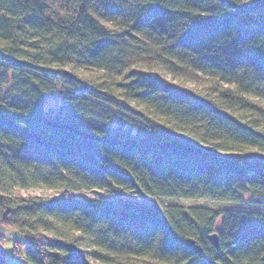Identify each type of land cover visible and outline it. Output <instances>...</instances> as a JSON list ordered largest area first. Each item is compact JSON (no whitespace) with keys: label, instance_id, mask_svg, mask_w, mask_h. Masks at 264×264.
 <instances>
[{"label":"trees","instance_id":"16d2710c","mask_svg":"<svg viewBox=\"0 0 264 264\" xmlns=\"http://www.w3.org/2000/svg\"><path fill=\"white\" fill-rule=\"evenodd\" d=\"M0 224L26 264H264V0H0Z\"/></svg>","mask_w":264,"mask_h":264},{"label":"rangeland","instance_id":"374dc122","mask_svg":"<svg viewBox=\"0 0 264 264\" xmlns=\"http://www.w3.org/2000/svg\"><path fill=\"white\" fill-rule=\"evenodd\" d=\"M64 71H69L70 73L73 74V72L69 69H65ZM74 75V74H73ZM188 87L190 88H194L196 87V84L191 83V82H186L185 83ZM68 91V88H65L64 86L59 85L57 91L52 94L51 96H49L48 98V102H47V106L46 109L48 111L51 110H57L60 106H61V102L63 100L64 94ZM111 126H116V124L113 122L111 124ZM131 131L133 133L137 132V128H133L131 129ZM17 194L24 196V197H51V196H57V197H63L65 196L64 192L62 191H55V190H45V189H23V190H17L16 191ZM108 196V197H115V198H124V199H129L138 203L143 202L142 198H140L137 195L134 194H126V195H122V194H117V195H108L104 192L101 191H84V192H77L74 194V196L76 197H81L83 199H90V198H98L99 196ZM250 197L247 196V199H249ZM159 204L162 205H166L167 201L165 200H158L157 201ZM171 203H177V204H181V205H205V206H212V207H217V204H214L211 200H183V199H176V200H171ZM0 226L3 228L5 227L4 225ZM7 229H10L8 227H6ZM12 230V229H10ZM4 239L1 238L0 240V247L3 248V246L5 245L4 243ZM24 242L22 239H20L19 242H17L16 240L12 243L11 247L13 248V250L17 253V256L20 258V260L22 261L23 264H26L25 260H24V255L22 254V250H23V243ZM197 243V242H196ZM23 244V245H22Z\"/></svg>","mask_w":264,"mask_h":264},{"label":"water","instance_id":"95a60500","mask_svg":"<svg viewBox=\"0 0 264 264\" xmlns=\"http://www.w3.org/2000/svg\"><path fill=\"white\" fill-rule=\"evenodd\" d=\"M64 74L66 76H68L70 79H74V75L72 73H70L69 71H64ZM45 122L51 124L52 126L58 127V128H64V129L70 130V131H72V132H74L80 136H84L86 138H92L91 133L83 131V130H77V129L71 127L70 125L62 124V123H56L53 120H45ZM208 239L217 249H219V236L217 233L210 234L208 236ZM187 245H188V247H190V249L193 253H201L202 252L201 245L196 243V241L194 239H189L187 241ZM205 259H208V257L205 256ZM211 263L212 264H218L216 261H212V260H211Z\"/></svg>","mask_w":264,"mask_h":264},{"label":"crops","instance_id":"0c3cea01","mask_svg":"<svg viewBox=\"0 0 264 264\" xmlns=\"http://www.w3.org/2000/svg\"><path fill=\"white\" fill-rule=\"evenodd\" d=\"M1 238L4 239L5 245L1 248L8 264H23L20 258L17 256V253L11 247L12 243L16 240L17 242L22 239L25 242V238L18 234L14 230L7 229L6 227L0 226V240ZM23 243V242H22Z\"/></svg>","mask_w":264,"mask_h":264}]
</instances>
